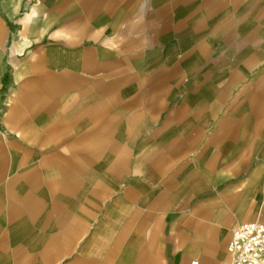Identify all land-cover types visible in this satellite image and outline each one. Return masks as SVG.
<instances>
[{"label": "crops", "instance_id": "1", "mask_svg": "<svg viewBox=\"0 0 264 264\" xmlns=\"http://www.w3.org/2000/svg\"><path fill=\"white\" fill-rule=\"evenodd\" d=\"M255 222L264 0H0V264H233Z\"/></svg>", "mask_w": 264, "mask_h": 264}, {"label": "built area", "instance_id": "2", "mask_svg": "<svg viewBox=\"0 0 264 264\" xmlns=\"http://www.w3.org/2000/svg\"><path fill=\"white\" fill-rule=\"evenodd\" d=\"M229 252L233 256V264H262L264 224L255 222L239 225L233 232Z\"/></svg>", "mask_w": 264, "mask_h": 264}]
</instances>
